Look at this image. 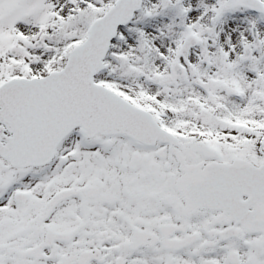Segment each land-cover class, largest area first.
Segmentation results:
<instances>
[{"label":"snow or ice","instance_id":"obj_1","mask_svg":"<svg viewBox=\"0 0 264 264\" xmlns=\"http://www.w3.org/2000/svg\"><path fill=\"white\" fill-rule=\"evenodd\" d=\"M0 264H264V0H0Z\"/></svg>","mask_w":264,"mask_h":264}]
</instances>
